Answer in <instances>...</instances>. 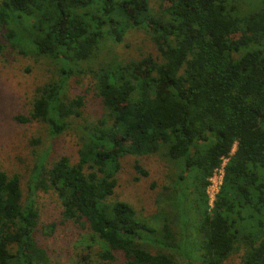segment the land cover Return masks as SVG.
<instances>
[{
  "label": "trees",
  "instance_id": "obj_1",
  "mask_svg": "<svg viewBox=\"0 0 264 264\" xmlns=\"http://www.w3.org/2000/svg\"><path fill=\"white\" fill-rule=\"evenodd\" d=\"M243 1L0 0V54L22 47L57 69L30 115L14 120L79 135L76 162L38 157L30 190L56 195L64 221L87 233L81 264H180L189 250L199 264H264V0L248 13ZM132 30L156 56L112 53ZM73 78L89 80L95 118L84 115L86 96L70 95ZM125 156H161L179 171L154 224L112 201ZM225 160L212 207L207 189ZM40 225L21 177L0 167V264H60L39 242Z\"/></svg>",
  "mask_w": 264,
  "mask_h": 264
},
{
  "label": "rangeland",
  "instance_id": "obj_2",
  "mask_svg": "<svg viewBox=\"0 0 264 264\" xmlns=\"http://www.w3.org/2000/svg\"><path fill=\"white\" fill-rule=\"evenodd\" d=\"M241 6L243 13L258 10V3L253 0H244ZM20 50L22 47L8 44L7 49L0 54V167L11 175L18 174L22 179L25 200H35L42 222L39 226L38 240L48 250L51 258L60 264H81L80 255L88 253L84 249L88 248L90 243L87 233L72 222L64 221L62 205L56 195L41 190L34 193L30 190V176L38 157L49 150L51 161L68 156L72 162H76L79 135L69 131L61 136L52 137L42 124L35 122L20 124L14 120L17 116L30 115L37 89L50 84L57 76V69L52 62L33 53L24 55ZM112 51L122 61L139 59L148 54L157 55L155 46L143 30L129 31L124 43L114 46ZM72 80L70 95L86 96L84 115L89 120L95 118L101 110L98 101L93 99L92 91L88 89L89 80L85 79L82 82L76 78ZM137 161L149 171L148 177H142L136 172L134 166ZM120 162L118 186L112 201L130 203L136 208L139 216L152 223L159 212L164 211L167 214L169 193L166 188L173 184L181 185L178 183L179 171L176 167L161 156L141 158L125 156ZM224 176L223 169V174L219 170L215 178L219 183L222 182L221 179L224 181ZM137 177L140 178L139 181L135 180ZM184 187H188L190 200L196 199V185L192 178L188 179ZM96 250H99L98 246H94V251ZM191 252L192 250H189L191 258L180 257V264H199ZM227 264L241 263L240 259L235 257Z\"/></svg>",
  "mask_w": 264,
  "mask_h": 264
},
{
  "label": "built area",
  "instance_id": "obj_3",
  "mask_svg": "<svg viewBox=\"0 0 264 264\" xmlns=\"http://www.w3.org/2000/svg\"><path fill=\"white\" fill-rule=\"evenodd\" d=\"M227 160H225V162H224V165L222 166V170L221 169H218L217 171H216V173L214 174V176H213V178L211 179V185L208 187V189H207V194H208V196H209V198H210V205L213 207V205H214V201L216 200V196H217V194L219 193V191H220V187H221V185L223 184V180L221 179V181L222 182H219L218 183V180H217V178H215L216 176H217V173H218V171L220 170V172L223 174V169H224V167H225V165L227 164Z\"/></svg>",
  "mask_w": 264,
  "mask_h": 264
},
{
  "label": "bare ground",
  "instance_id": "obj_4",
  "mask_svg": "<svg viewBox=\"0 0 264 264\" xmlns=\"http://www.w3.org/2000/svg\"><path fill=\"white\" fill-rule=\"evenodd\" d=\"M226 166V165H225ZM224 170H225V167H224ZM223 185V184H222ZM222 185H221V187H222ZM221 187H220V189H221Z\"/></svg>",
  "mask_w": 264,
  "mask_h": 264
}]
</instances>
